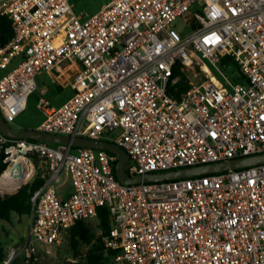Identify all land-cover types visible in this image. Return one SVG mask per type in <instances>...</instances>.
Returning <instances> with one entry per match:
<instances>
[{
  "label": "built area",
  "instance_id": "built-area-1",
  "mask_svg": "<svg viewBox=\"0 0 264 264\" xmlns=\"http://www.w3.org/2000/svg\"><path fill=\"white\" fill-rule=\"evenodd\" d=\"M0 17L13 32L0 44V74L12 67L0 76L7 126L38 90L36 77L69 63L76 67L70 79L59 73L54 82L72 97L56 107L39 91L43 121L35 130L112 143L128 155L130 176L264 153V0H109L90 16L76 15L70 0H0ZM178 19L190 28L185 36L174 28ZM223 58L243 80L224 76L228 89L202 62L224 73ZM200 64L204 79L193 82L189 70ZM175 71L189 80L178 97ZM0 151L1 175L8 172L0 196L33 178L32 156L48 167L31 198L29 236L3 264H40L33 244H59L102 207L112 264H264V164L129 186L117 181L116 157L105 151L1 132ZM63 177L71 187L65 199Z\"/></svg>",
  "mask_w": 264,
  "mask_h": 264
},
{
  "label": "trees",
  "instance_id": "trees-1",
  "mask_svg": "<svg viewBox=\"0 0 264 264\" xmlns=\"http://www.w3.org/2000/svg\"><path fill=\"white\" fill-rule=\"evenodd\" d=\"M13 37L10 21L6 17H0V44L6 45ZM220 68L228 78L233 82H242V78L238 76V71L229 58H223L220 61ZM180 76L179 83L175 86L174 95L178 97L188 89V76L184 73L174 72ZM32 142V140H28ZM111 154V153H109ZM112 155V154H111ZM4 154L0 151V175L5 170L3 163ZM35 167L33 178L19 188L14 194L0 196V222L11 223L13 215L21 217H29L31 214V198L34 193L39 191L48 178V167L45 162L32 156ZM39 163L44 165L38 166ZM115 162L113 163L112 172H114ZM96 230L94 234L88 227L86 222L79 221L73 225L64 235L63 243L71 258V261L65 264H112L113 253L106 250L102 240L109 233L111 223L106 208L102 207L97 210ZM0 233V264L6 260V251L1 240ZM11 264H18L13 262Z\"/></svg>",
  "mask_w": 264,
  "mask_h": 264
},
{
  "label": "rangeland",
  "instance_id": "rangeland-1",
  "mask_svg": "<svg viewBox=\"0 0 264 264\" xmlns=\"http://www.w3.org/2000/svg\"><path fill=\"white\" fill-rule=\"evenodd\" d=\"M109 0H71V5L73 8V12L76 15H93L100 10V8L107 4ZM183 18L189 19V16L186 14ZM174 28L179 31L182 36L187 35L190 32V28L184 23L183 19H178ZM205 65V68L208 70L209 74L213 77V79L222 85V87L228 89V86L225 84L224 76H227L226 73H220V71L214 69L210 64L206 61H202ZM12 67H9L7 70L2 71L0 76L5 75L9 72ZM204 66L200 64L199 66H195L189 70V77L193 82H199L204 79ZM203 73V74H202ZM37 83H44L48 87V78L45 75H41L37 78ZM39 90L34 92L27 103L25 110L14 120L12 125H8V127L13 132H20L24 130H35L42 123L43 118L42 115L36 109V102ZM69 90H63L60 93L54 95H45V98L51 102L53 106H60L62 104V100L69 96ZM118 133V131H116ZM44 165L43 163H39L38 166ZM68 181L66 178L63 179L61 185L58 187L59 193H62L66 190V185ZM12 194V193H10ZM5 194V195H10ZM88 227L93 231L94 234L98 233L96 230V220L95 218L86 222ZM30 231V219L29 217H17L16 215L12 216L11 223L0 222V233L2 235L1 240L4 245V249L6 254L11 249H16L20 247L28 238ZM40 253V264H65L71 261V258L67 252V249L63 243V239L61 242L55 246H52L48 249L44 247H39L37 244H33ZM7 256V255H6Z\"/></svg>",
  "mask_w": 264,
  "mask_h": 264
},
{
  "label": "water",
  "instance_id": "water-1",
  "mask_svg": "<svg viewBox=\"0 0 264 264\" xmlns=\"http://www.w3.org/2000/svg\"><path fill=\"white\" fill-rule=\"evenodd\" d=\"M0 132L3 136L12 140H32L52 145H64L70 146L72 148H88L92 150L105 151L111 153L116 157L114 172L117 181L122 185L129 186L137 185L140 183H160L164 181L186 179L195 176L212 175L222 173L228 170L244 169L264 164V153H262L231 159L228 161L168 171L164 173L146 174L143 176H130L125 170V165L128 162V155L121 148L112 143L93 141L86 138H72L69 136L52 135L43 132H38L36 130H24L20 132H13L3 121L1 114Z\"/></svg>",
  "mask_w": 264,
  "mask_h": 264
},
{
  "label": "crops",
  "instance_id": "crops-1",
  "mask_svg": "<svg viewBox=\"0 0 264 264\" xmlns=\"http://www.w3.org/2000/svg\"><path fill=\"white\" fill-rule=\"evenodd\" d=\"M70 5H71V0H70ZM76 67L73 65L71 66L69 63H62L55 71L52 75H45L48 78V87L47 85H45L44 83H37V78L40 77L41 75H38L36 77V84H37V88L39 91H43L44 94L47 95H54L55 93L58 94L60 96V93L63 92V90H69V96H66L63 100H62V104L65 103L68 99H70L73 95V92L71 90V88L69 86H59L58 84H56L54 82V79L59 76V73L62 74V78L63 80H68L70 79L72 73H73V69H75ZM49 101V100H48ZM50 102V101H49ZM51 103V102H50ZM61 104V105H62ZM66 177H63V179ZM67 179V178H66ZM68 181V179H67ZM59 191V190H58ZM71 193V187H70V183L68 181L67 185H66V190L62 193H59V197L61 199H65L67 198Z\"/></svg>",
  "mask_w": 264,
  "mask_h": 264
},
{
  "label": "bare ground",
  "instance_id": "bare-ground-1",
  "mask_svg": "<svg viewBox=\"0 0 264 264\" xmlns=\"http://www.w3.org/2000/svg\"><path fill=\"white\" fill-rule=\"evenodd\" d=\"M7 175H8V172L6 171L5 173H3V174L0 176V181L5 180Z\"/></svg>",
  "mask_w": 264,
  "mask_h": 264
}]
</instances>
